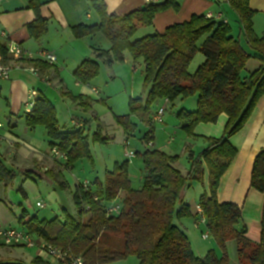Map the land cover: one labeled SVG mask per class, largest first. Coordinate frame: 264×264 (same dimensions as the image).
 Returning a JSON list of instances; mask_svg holds the SVG:
<instances>
[{"label":"trees","instance_id":"16d2710c","mask_svg":"<svg viewBox=\"0 0 264 264\" xmlns=\"http://www.w3.org/2000/svg\"><path fill=\"white\" fill-rule=\"evenodd\" d=\"M229 4L240 18L251 52L232 35V28L227 23L201 15L169 26L162 34L135 39L140 28L153 25L157 14L171 8L178 10L177 0L151 1L125 16L109 15L103 0H92V9L100 22L74 27V37L81 39L97 34L105 37L111 49L96 50V55L108 65L124 62L126 53L135 62L143 60L147 98L130 99V113L115 116L116 123L125 133L131 135L136 131L137 124L132 121L135 116L149 127L142 140L151 142L154 135L151 107L164 99L174 102L178 98L196 96V110L182 109L177 115L182 130L189 136L198 124L215 123L221 114H226L228 121L221 138L210 139L199 155L189 154L187 174L175 167L178 156L158 149L146 150L141 154L146 173L140 189L131 186L129 161L126 160L115 164L114 169L107 172L104 182L95 180L89 191L85 192L78 185L73 194L78 217L66 213L63 219L39 220L33 216L25 221L28 215L24 214L19 219L24 231L72 252L83 258L85 264H109L132 256L139 264H230L226 252L229 241L236 242L239 264H264V205L260 240L254 243L246 237L245 229L238 228L241 208L234 203L218 201L220 180L238 155V149L230 139L244 128L264 95V36L260 38L254 32L255 12L250 8L249 0H229ZM33 8L36 20L28 29L31 37L40 39L47 33V22L41 18L39 6L33 4ZM0 52L7 58L6 48L0 47ZM198 53H202L205 60L194 74H190L189 67ZM252 58L259 60L261 67L243 77L246 63ZM33 64L45 66L40 60H34ZM99 73L100 65L96 61L85 60L73 75L77 82L87 85ZM25 123L29 128L42 126L46 129L52 149L57 147L67 155L65 167L71 169L82 159L93 162L90 138L84 129L73 126L72 131H62L56 109L47 98L36 100ZM108 140L101 131L93 135L94 142L107 144ZM206 169L207 191L200 196L198 206L202 208L207 229L222 254L218 256L215 251H209L204 257H197L189 237L175 224V218L192 217L191 207L182 201V192L193 182L204 184ZM13 178V172L0 160V183H8ZM61 185L65 188L66 183L61 182ZM250 186L264 194V149L254 160ZM121 198L120 214L109 215L106 211L109 203ZM87 215L90 217L85 220ZM109 236H121L123 248L117 249L115 241L108 240ZM41 261L36 258L33 264Z\"/></svg>","mask_w":264,"mask_h":264},{"label":"crops","instance_id":"0c3cea01","mask_svg":"<svg viewBox=\"0 0 264 264\" xmlns=\"http://www.w3.org/2000/svg\"><path fill=\"white\" fill-rule=\"evenodd\" d=\"M103 1L106 5L107 13L117 16H125L151 2V0ZM159 1L162 2L163 0ZM177 2L179 4L178 10L171 8L161 12L156 15L151 27L141 28L140 31L144 32L143 37L154 33L162 34L169 26L188 21L193 15H201L206 18H212L216 22L227 23L232 28V35L240 40L247 51L251 52V47L247 43L243 33L240 18L231 8L229 0H177ZM249 3L250 8L255 12L253 18L254 32L261 38L264 36V0H249ZM33 4L39 6L41 18L47 22V33L40 39L31 37L28 29L29 24L36 20ZM99 22L98 15L92 9V0H0V47L7 48L9 43H16L21 45L25 51L35 56L34 59L25 58L16 60L8 53L7 58H3L0 52V65L10 68L9 77L6 79L0 78V121L3 124V128L0 130V150L1 140L4 138L6 140L8 138L13 140L11 143L13 146L9 147V150L4 153L5 157L0 151V160L9 171L13 172L14 177L16 173L8 167L4 158L13 159L15 164L22 166L21 171L27 178H32L31 174L38 172L36 175L40 176L41 179H48L50 182L53 179L56 181L60 179L62 169L65 168V162L53 155L50 138L46 129L42 126L36 128L26 126V115L31 111H27L25 104L31 92L37 93V99L41 97L47 98L54 105L57 118L59 113L55 104L65 98L71 99L78 110L75 113L71 112L69 124L65 123L64 126L65 128L68 126L72 128L73 122L75 120L79 121L83 123L82 128L85 135H88L90 138V132L88 131L94 124L93 121H100L96 105H98L97 103H104L105 98L109 99L111 96L108 83L115 84L127 70L133 72L131 76L133 80L136 78L135 74L138 71H136L135 67L136 63L140 60L135 62L129 53H126L124 62H115L111 65L106 64L103 59L97 57L96 50L109 51L111 49L110 43L101 34L81 39L74 37L72 32L74 27L81 24L94 25ZM202 42L203 39L200 40L198 45H201ZM40 52H46L55 56L56 61L51 64L48 60L40 58ZM34 60H40L42 63H45V66L36 67L33 64ZM85 60H94L100 65L99 75L87 85L77 82L73 75L74 71ZM204 60V56H198L197 54L189 67V73L194 74L191 73V68L193 67L192 69L197 70ZM260 67L261 62L252 58L246 63L242 76L247 77ZM105 68V71L109 74V79L107 78L109 82L105 81L103 85V83H99L102 71ZM69 76L74 79V87H71L67 82ZM147 95L148 91L145 89L139 97L135 95L134 97H130V99L142 98L146 100ZM75 97L81 99L74 100L73 98ZM190 99L178 98L174 102L166 99L159 101L162 105L156 107L155 113V110H152V118L163 107L162 121H157V123L162 124L158 131L170 132L172 135H170L171 138H169L166 144H160L155 136L156 128L154 123L156 122L153 121V140L151 141V145H147L144 149V151L158 149L165 151L169 155L178 156L179 159L175 163V167L183 174H187L190 169L189 154L193 153L197 156L208 146L210 139L221 138L228 121V116L221 114L217 122L200 123L195 127L192 136L187 135L182 130L177 115L182 109L186 111L196 110V96ZM167 110L173 115L170 118L166 117ZM76 114H79V116ZM115 116L120 115L115 114ZM58 122L60 126L59 119ZM134 123L139 128V123ZM19 128L25 129L24 131L27 134L25 138L17 134ZM99 128L100 126L97 127V132L101 131ZM60 129L62 131H69ZM148 130L149 127L145 126L141 134V142H144L142 139ZM131 135L124 132V139H127L125 141L126 144L129 143ZM175 135L180 137L179 142L176 141ZM230 143L238 149V155L220 180L218 201L220 203H234L241 208L242 218L238 228L245 229L246 237L252 242L258 243L261 232L264 194L252 189L250 183L254 160L261 150L264 149V95L259 100L244 128L231 137ZM14 149H16V152L13 151ZM20 151L26 154V156L20 155ZM135 153L138 154L141 151H136ZM115 164L121 163L117 162ZM76 165L77 163L71 169ZM107 172L110 171L106 170L102 177H96L94 180L89 179L91 187L95 180L104 182ZM144 178L145 175L140 179L144 181ZM207 178L208 172L206 169L204 184L193 182L182 192V201L191 207L193 214L191 218L196 221L197 219L194 217L195 209L198 206L200 196L207 191ZM10 182L0 183V194L4 192V187L10 184ZM78 185H76L75 191ZM24 211L26 210L23 209ZM27 214L28 219L25 221L33 217L29 213ZM22 216L23 213L17 214L15 209L10 208L2 199L0 200V229L13 228L23 230L20 223L18 227L14 226L16 220L19 221ZM179 221L182 225L180 228L189 237L188 234L192 230L190 224L185 222L184 219ZM1 244L0 247L8 249L16 248ZM36 258L42 260L39 264H60L45 254H41L37 249L31 255L19 253L15 250L1 251L0 249V263L18 262L33 264ZM134 264H139V262H135Z\"/></svg>","mask_w":264,"mask_h":264},{"label":"rangeland","instance_id":"374dc122","mask_svg":"<svg viewBox=\"0 0 264 264\" xmlns=\"http://www.w3.org/2000/svg\"><path fill=\"white\" fill-rule=\"evenodd\" d=\"M144 28V27H143ZM138 30L135 39L143 37L144 32ZM197 56V55H196ZM194 57V59L196 58ZM198 56H203L202 53H198ZM193 59V61H194ZM192 61V62H193ZM136 78L133 80L132 75L133 72H129L127 70L126 73H123L119 80L112 84L108 81L109 74L105 71H102L100 83L104 85L105 81L109 83V90L111 92L110 98H105L104 103H97L96 110L98 111L100 121H93L92 127L89 129L90 132V151L92 154L93 162L89 159L80 160L77 165L73 168H63L60 179L50 180L41 179L40 176L36 175L38 172H33L32 178H27L25 174L21 171L22 166H18L14 163L13 159L4 158L8 167L11 168L16 176L13 181L10 182L7 186L4 187V192L0 194V200L4 201L10 208L15 209L17 214H27L29 213L31 216H36L39 220L47 219L51 220L58 216L59 218H64L66 213L78 217L77 207L73 201V194L76 189V185L79 183H83L84 181H89V179L94 180L96 177H102V175L106 172V170H113L115 167V163H123L125 160H128L125 157L124 149L127 145L124 139V130L118 126L115 121V114L117 115H127L130 113L129 109V99L130 97H134L137 95L139 97L143 91H145L144 85V73H143V60H140L136 63ZM193 68V67H192ZM191 68V73H195L194 69ZM108 78V79H107ZM67 82L71 87H74V79L70 76L67 78ZM191 97L187 98L190 99ZM191 100V99H190ZM57 106L58 111V119L60 121V128L64 130L72 131L71 126L65 128L64 124H69L70 116L72 113L78 110V108L73 104L71 99L65 98L60 102L55 104ZM162 103L157 101L151 107V111L155 110L156 107L161 106ZM111 107V108H110ZM163 108V107H162ZM96 111V112H97ZM156 110L154 111V113ZM91 115V113H89ZM79 116V114H76ZM173 116L170 111H166V117ZM132 120L134 122L139 123V128L136 129L134 135L130 136L128 148L133 151H141V153L136 154L135 156L129 160V177L131 180V186L134 189H140L143 186V181L140 179L146 173L145 171V163L142 158V153L147 145H151L152 142L146 143L141 142V134L143 133L145 126L137 117L133 116ZM154 123L156 131L155 136L160 144L167 143L169 138H171L170 132L158 131L161 128V123ZM100 126V130L103 136L109 138L107 144H101L93 141V135L97 132V127ZM138 127V125H137ZM41 128V127H40ZM42 129V128H41ZM25 129L19 128L17 134L20 137H26L27 134L24 131ZM174 133V132H173ZM3 135V134H2ZM176 141H180V137L175 135ZM156 140V142H157ZM13 140L4 138L1 140V152L4 154L9 150ZM48 150V146L46 147ZM14 149L13 151H15ZM20 155L26 156L22 151H20ZM5 157V154H4ZM65 164V163H64ZM38 171V170H37ZM61 182H65L67 184L66 188L62 187ZM90 182V181H89ZM53 183V184H52ZM4 186V185H3ZM193 192V190H191ZM122 201V198L119 200ZM41 202L44 208H40L37 206V203ZM23 209L26 211L23 212ZM65 209V210H64ZM28 215V214H27ZM90 216L87 215L85 220H87ZM28 219V216L26 217ZM184 218L185 222H188L191 227V231L189 232V239L192 245V249L194 254L197 257H204L209 251H215V253L220 256L222 254L221 248L217 245L214 237L210 234L208 239H203L202 235L208 232L207 225L205 224H197V221L192 218L188 219ZM175 224L179 227H182L181 222L175 218ZM19 221L16 220L14 223L15 227H18ZM108 240L115 241V247L117 249H122L124 246V241L121 236H109ZM11 248V247H9ZM1 251L3 250H15L19 253H27L29 255L33 254L37 248H26V247H16L12 249H8L5 247H0ZM226 252L230 261V264H239L236 242L229 241L226 245ZM135 262H139V260L132 256L125 260L116 261L109 264H134Z\"/></svg>","mask_w":264,"mask_h":264},{"label":"built area","instance_id":"2783aa9c","mask_svg":"<svg viewBox=\"0 0 264 264\" xmlns=\"http://www.w3.org/2000/svg\"><path fill=\"white\" fill-rule=\"evenodd\" d=\"M153 2H158L159 0H151ZM7 53L12 56L16 60L22 59H34L35 56L32 53L25 51L21 45L16 43H9L7 48ZM40 58L48 60L49 63H54L56 61L55 56L50 55L46 52L39 53ZM34 70V69H33ZM10 68L7 66L0 65V78H8L9 77ZM35 71V70H34ZM97 93V91H95ZM37 100V93L31 92L27 101L26 108L27 111H31L35 105ZM164 113V108H160L158 112L155 114L153 121H162ZM73 126L83 127V123L79 121H74ZM3 128V124L0 121V130ZM128 143L125 146L124 154L125 157L130 160L135 156V153L131 151L128 147ZM53 155L59 159H62L65 163H67L68 157L65 153H63L59 148L55 147L52 149ZM91 183L89 181H84L83 183H79V186L83 188L85 192L90 190ZM95 200H98L97 198ZM37 206L40 208H44L41 202L37 203ZM122 210V203L119 199L113 200L106 208V211L109 215H118ZM194 217L197 219L198 223L205 224L206 220L203 215V210L200 206H196ZM210 237L209 231L202 235L203 239H208ZM0 242L14 247H26V248H37V250L41 254H45L46 256L54 259L60 264H85L83 258L75 256L72 252L65 250L59 246H55L48 241H46L42 237L34 238L30 234H28L24 230L19 229H0Z\"/></svg>","mask_w":264,"mask_h":264}]
</instances>
